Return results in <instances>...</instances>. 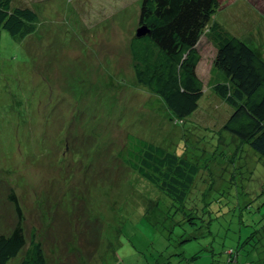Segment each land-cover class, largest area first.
Segmentation results:
<instances>
[{
	"label": "rangeland",
	"instance_id": "374dc122",
	"mask_svg": "<svg viewBox=\"0 0 264 264\" xmlns=\"http://www.w3.org/2000/svg\"><path fill=\"white\" fill-rule=\"evenodd\" d=\"M222 1L214 15L264 56V0ZM13 3L38 20L24 37L2 30L0 234L20 225L27 240L8 264L32 235L48 264H224L255 230L246 249L264 252V159L223 128L213 54L200 44L204 93L181 121L135 76L142 0ZM134 137L198 166L183 203L128 165Z\"/></svg>",
	"mask_w": 264,
	"mask_h": 264
},
{
	"label": "trees",
	"instance_id": "16d2710c",
	"mask_svg": "<svg viewBox=\"0 0 264 264\" xmlns=\"http://www.w3.org/2000/svg\"><path fill=\"white\" fill-rule=\"evenodd\" d=\"M222 3L142 0L139 25L146 32L131 40L135 76L163 99L177 119L184 120L197 110L204 93L205 83L197 68L202 59L200 39L208 34L216 48L209 86L232 108L223 128L264 159V56L258 47H252L219 22H211ZM37 20L38 13L27 3L0 0V51L3 29L15 38L24 37L36 30ZM126 149V154H121L131 169L183 203L198 173L197 165L143 138H132ZM260 233L255 230L238 240V249L228 250L224 264H264V252L259 254L257 250L261 248L253 245L246 249L245 245ZM26 241L20 225L9 234H0V264L16 258ZM242 243L244 254L239 259ZM19 264H48L43 244L35 235Z\"/></svg>",
	"mask_w": 264,
	"mask_h": 264
},
{
	"label": "crops",
	"instance_id": "0c3cea01",
	"mask_svg": "<svg viewBox=\"0 0 264 264\" xmlns=\"http://www.w3.org/2000/svg\"><path fill=\"white\" fill-rule=\"evenodd\" d=\"M220 9H221V7H220ZM215 18H217V16L216 15H214V17H213V19H215ZM218 19V18H217ZM215 19V20H212L211 22L213 23V22H219L223 27H225L228 31H230L225 25H224V23H223V21L222 20H220V19ZM231 32V31H230ZM254 35L255 34H250L247 38V40L248 41H251V40H249V38L251 39V36L254 38ZM256 36V35H255ZM242 39V38H241ZM244 39V38H243ZM244 41H245V39H244ZM247 42V41H246ZM248 44H250V45H252V43H249V42H247ZM200 44H202V47H203V49H205L206 50V52H208V53H211V54H213V56L211 57V59H209L208 60V57H206V61L208 60V68H207V72H206V78H207V81H208V86H209V79H211V76L213 75V69H212V65H213V59H214V56H215V54H216V48H215V46H214V44L209 40V38H208V34H204L203 36H201V39H200ZM258 50L259 51H261V48L260 47H258ZM210 51V52H209ZM261 53H262V51H261ZM263 54V53H262ZM203 56V55H202ZM203 60V57H202V59H201V61ZM201 61H200V63H199V65H198V68H197V71H198V73H199V75H200V77L202 78V80H203V82H204V77H202V75L200 74V71H199V66L201 65ZM217 72V71H216Z\"/></svg>",
	"mask_w": 264,
	"mask_h": 264
},
{
	"label": "water",
	"instance_id": "95a60500",
	"mask_svg": "<svg viewBox=\"0 0 264 264\" xmlns=\"http://www.w3.org/2000/svg\"><path fill=\"white\" fill-rule=\"evenodd\" d=\"M146 32V28L145 27H139L136 31V36H141Z\"/></svg>",
	"mask_w": 264,
	"mask_h": 264
}]
</instances>
